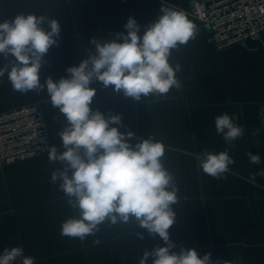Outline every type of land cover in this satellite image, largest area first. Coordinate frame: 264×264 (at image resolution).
I'll return each mask as SVG.
<instances>
[{
    "label": "crops",
    "instance_id": "1",
    "mask_svg": "<svg viewBox=\"0 0 264 264\" xmlns=\"http://www.w3.org/2000/svg\"><path fill=\"white\" fill-rule=\"evenodd\" d=\"M188 1L0 0V23L22 13L46 15L61 24L58 43L49 49L40 71L43 83L49 76L54 81L66 78L67 68L88 57L93 37L109 41L112 34H127L124 25L129 17L141 26L143 35L162 5L187 14ZM195 27L196 38L173 51L170 60L173 66L181 65L176 75L182 90L173 88L166 99L150 96L135 101L94 81L90 87L96 95L90 107L106 118L119 114L121 124L112 126L134 133L132 146L152 134L165 146L164 165L179 187V203L172 206L175 222L169 229L176 245L172 251L183 247L195 249L200 257L210 253L213 264L218 259L264 264V176L255 175L264 171V122L259 116L264 109V34L245 46L219 51L209 41L208 31ZM4 63L0 57V67ZM29 103L40 105L51 146L63 152L59 132L68 122L52 106L47 92L21 94L13 91L7 74L0 78L1 109ZM224 113L238 116L245 135L229 151L235 163L226 179H215L198 169L197 156L205 149L219 153L228 147L214 125L215 117ZM256 128L261 129L258 137L252 135ZM249 152L258 154L261 163H250ZM59 167L49 161V152L0 167V253L22 246L35 264H139L144 251L165 246L158 235L120 224L100 225V231L83 243L61 236V223L74 213L59 190L60 181L51 183V173ZM96 239L99 245L93 244Z\"/></svg>",
    "mask_w": 264,
    "mask_h": 264
},
{
    "label": "clouds",
    "instance_id": "2",
    "mask_svg": "<svg viewBox=\"0 0 264 264\" xmlns=\"http://www.w3.org/2000/svg\"><path fill=\"white\" fill-rule=\"evenodd\" d=\"M159 13L143 35H139L141 26L129 17L124 25L127 34H112L109 41L93 37L88 57L67 68L66 78L54 81L49 76L43 83L40 71L49 49L58 43L61 24L46 15L21 13L0 23V57L5 61L0 78L7 74L13 91L21 94L46 91L52 106L68 122L59 132L65 150L49 148V161L60 164L51 173V183L60 181L59 190L74 213L61 223V236L83 243L102 224L138 226L150 236L158 235L165 244L144 251L139 264H213L210 253L200 257L195 249L183 247L172 251L176 245L169 229L175 222L172 206L179 203V187L164 165L163 143L152 134L132 146L129 141L134 133L112 126L121 124L119 114L106 118L90 107L96 95V89L90 87L94 81L104 89L111 88L116 96L135 101L150 96L166 99L173 88L182 90L176 75L181 65L173 66L170 60L173 51L196 38L197 29L183 10L162 5ZM259 116L264 122V109ZM237 119L228 113L217 115L216 133L228 147L219 153L205 149L197 156L198 169L215 179H226L225 173L235 163L229 151L245 135ZM260 132L256 128L252 135L258 137ZM247 155L250 163H261L258 154ZM255 175L264 176V171ZM135 235L144 238L142 232ZM100 243L99 239L93 241L94 245ZM0 264H35V258L26 256L22 246L7 247L0 253ZM215 264L230 262L218 259Z\"/></svg>",
    "mask_w": 264,
    "mask_h": 264
},
{
    "label": "built area",
    "instance_id": "3",
    "mask_svg": "<svg viewBox=\"0 0 264 264\" xmlns=\"http://www.w3.org/2000/svg\"><path fill=\"white\" fill-rule=\"evenodd\" d=\"M264 0H189L187 15L208 27L217 50L245 46L264 34ZM41 107L29 103L0 108V167L49 152Z\"/></svg>",
    "mask_w": 264,
    "mask_h": 264
},
{
    "label": "water",
    "instance_id": "4",
    "mask_svg": "<svg viewBox=\"0 0 264 264\" xmlns=\"http://www.w3.org/2000/svg\"><path fill=\"white\" fill-rule=\"evenodd\" d=\"M195 26L199 27L201 30L208 31V27L206 25H201L199 21L195 22Z\"/></svg>",
    "mask_w": 264,
    "mask_h": 264
}]
</instances>
